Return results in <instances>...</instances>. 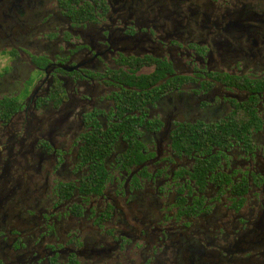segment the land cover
Here are the masks:
<instances>
[{"label": "flooded vegetation", "instance_id": "obj_1", "mask_svg": "<svg viewBox=\"0 0 264 264\" xmlns=\"http://www.w3.org/2000/svg\"><path fill=\"white\" fill-rule=\"evenodd\" d=\"M0 264H264V0H0Z\"/></svg>", "mask_w": 264, "mask_h": 264}]
</instances>
